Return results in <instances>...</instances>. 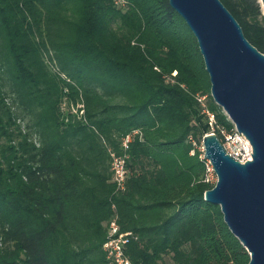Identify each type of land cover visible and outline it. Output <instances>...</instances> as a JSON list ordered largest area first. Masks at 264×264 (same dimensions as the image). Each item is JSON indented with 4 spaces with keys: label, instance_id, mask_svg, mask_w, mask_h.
<instances>
[{
    "label": "trees",
    "instance_id": "16d2710c",
    "mask_svg": "<svg viewBox=\"0 0 264 264\" xmlns=\"http://www.w3.org/2000/svg\"><path fill=\"white\" fill-rule=\"evenodd\" d=\"M126 1L0 0V264H114L102 248L114 215L132 264L249 261L203 199L210 128L195 96L233 124L196 40L168 0ZM219 1L264 54L258 0ZM126 135L115 191L108 150L122 154Z\"/></svg>",
    "mask_w": 264,
    "mask_h": 264
},
{
    "label": "water",
    "instance_id": "95a60500",
    "mask_svg": "<svg viewBox=\"0 0 264 264\" xmlns=\"http://www.w3.org/2000/svg\"><path fill=\"white\" fill-rule=\"evenodd\" d=\"M264 17V0H258ZM193 34L210 83V96L249 142L251 160L225 153L215 134L204 135L203 158L216 175L204 201L217 205L223 221L249 255L264 264V54L244 37L219 0H168Z\"/></svg>",
    "mask_w": 264,
    "mask_h": 264
},
{
    "label": "built area",
    "instance_id": "2783aa9c",
    "mask_svg": "<svg viewBox=\"0 0 264 264\" xmlns=\"http://www.w3.org/2000/svg\"><path fill=\"white\" fill-rule=\"evenodd\" d=\"M118 9H123L127 5L126 0H110ZM197 102L201 107L202 114L205 115L208 125L209 132L206 135L210 134H219V140L222 144V147L225 150V153L238 161L239 163H244L245 161L251 160L252 150L249 142L245 137L238 133L233 125L231 131H226L222 128L216 121L214 114L207 108L206 96L196 95ZM77 108H82V105L79 104ZM73 113L75 109H73ZM83 110L81 109L78 112V115H81ZM136 132H133L134 135ZM131 140V135H126L121 140V148L123 150L122 154H116L112 150H108L110 156V172H111V182L115 186V191H121L125 188L126 178L128 174V169L126 167L127 154L126 150L128 149L129 142ZM202 149V148H201ZM251 154V155H250ZM216 181V175L213 171L211 164L207 161L205 163V182ZM112 208H114L112 206ZM116 215H114L110 222L108 223V232L107 240L103 244V250L106 252V257L114 264H132L123 253L122 245L126 242L127 233L120 234L118 232V227L116 223Z\"/></svg>",
    "mask_w": 264,
    "mask_h": 264
},
{
    "label": "rangeland",
    "instance_id": "374dc122",
    "mask_svg": "<svg viewBox=\"0 0 264 264\" xmlns=\"http://www.w3.org/2000/svg\"><path fill=\"white\" fill-rule=\"evenodd\" d=\"M213 183H215L216 181L212 180Z\"/></svg>",
    "mask_w": 264,
    "mask_h": 264
}]
</instances>
